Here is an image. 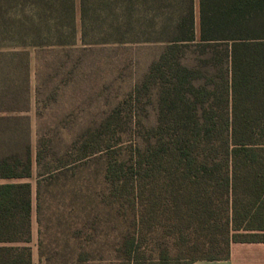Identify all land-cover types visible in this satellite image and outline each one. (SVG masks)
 Returning a JSON list of instances; mask_svg holds the SVG:
<instances>
[{
  "label": "rangeland",
  "instance_id": "1",
  "mask_svg": "<svg viewBox=\"0 0 264 264\" xmlns=\"http://www.w3.org/2000/svg\"><path fill=\"white\" fill-rule=\"evenodd\" d=\"M193 9L196 24V0ZM162 47L0 48V159L21 162L18 172L28 159L30 168L29 176L0 183H29V240L10 244L31 250L33 264L184 262L223 255L227 231L264 232V207L255 219L226 223L231 209L222 187L178 175L172 155L175 118L203 124V108H212L214 120L225 118L224 46L178 48L175 59L190 75L180 99L169 72L163 79L149 73ZM217 131L197 135L192 150L222 173ZM82 139L91 140L84 153L72 148ZM35 143L46 154L38 163ZM108 161L121 169L107 171Z\"/></svg>",
  "mask_w": 264,
  "mask_h": 264
},
{
  "label": "trees",
  "instance_id": "2",
  "mask_svg": "<svg viewBox=\"0 0 264 264\" xmlns=\"http://www.w3.org/2000/svg\"><path fill=\"white\" fill-rule=\"evenodd\" d=\"M78 43L162 44L149 73H158L157 78L163 79L169 72L175 99H180L182 88L190 80L189 70L175 59L178 48L193 43L203 52L208 47L224 46L229 70L228 82L224 79V92L229 95L225 118L214 120L210 117L212 108H203V124H192L190 118L186 121L175 118L174 137H170L172 133L168 136L172 155L180 162L178 175L190 177L192 182L205 180L206 184L222 187L230 200L231 216L226 223L255 219L258 210L264 207V0H196V24L193 0H0V48L15 46L44 51L72 48ZM215 53L212 55L216 57ZM162 61L163 64L156 65ZM163 108L166 109V103ZM191 110L194 112L195 108L186 112ZM183 113L184 109L176 115ZM215 130L222 135L219 142L224 159L222 173L192 150L199 141L197 135H213ZM90 143V139H82L72 148L84 153ZM45 155L42 145L35 143V161L38 163ZM18 165H21L18 160L1 158L0 178L30 175L28 159L20 172ZM121 166L122 163H106L107 171ZM236 193L242 198H236ZM257 202L260 205L254 206ZM29 216V183L1 182L0 243L28 241ZM263 222L259 217L260 229H264ZM227 237L230 242L259 239L261 235L227 231L225 241ZM17 250L11 245H0V264H30L28 249ZM226 255L227 248L221 256L203 258Z\"/></svg>",
  "mask_w": 264,
  "mask_h": 264
},
{
  "label": "crops",
  "instance_id": "3",
  "mask_svg": "<svg viewBox=\"0 0 264 264\" xmlns=\"http://www.w3.org/2000/svg\"><path fill=\"white\" fill-rule=\"evenodd\" d=\"M261 238L253 240L230 241L227 247V255L218 258H196L185 263L178 264H264V232ZM0 245H11L10 243ZM30 264H33L31 250L29 253Z\"/></svg>",
  "mask_w": 264,
  "mask_h": 264
}]
</instances>
